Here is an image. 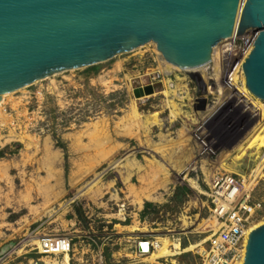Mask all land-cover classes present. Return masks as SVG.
I'll list each match as a JSON object with an SVG mask.
<instances>
[{
  "label": "rangeland",
  "instance_id": "1",
  "mask_svg": "<svg viewBox=\"0 0 264 264\" xmlns=\"http://www.w3.org/2000/svg\"><path fill=\"white\" fill-rule=\"evenodd\" d=\"M156 46L150 42L104 63L57 73L5 99L0 264H63L64 257L68 264H199L211 228L204 225L211 218L213 177L206 168L228 172L235 157L190 159V116L176 101L182 96L172 99L176 116L165 107L169 78L175 82L181 73L167 77L173 70ZM149 87L154 91L146 95ZM226 116L221 136L249 125L241 107ZM253 196L264 200V182ZM122 203L129 205L127 222L113 220ZM145 234L181 248L173 255L157 250L144 259L120 258L129 254L131 238ZM64 235L73 238L70 258L49 254V240Z\"/></svg>",
  "mask_w": 264,
  "mask_h": 264
},
{
  "label": "water",
  "instance_id": "2",
  "mask_svg": "<svg viewBox=\"0 0 264 264\" xmlns=\"http://www.w3.org/2000/svg\"><path fill=\"white\" fill-rule=\"evenodd\" d=\"M248 29L257 38L243 66L246 85L264 100V0H0V102L150 42L168 63L203 67L222 40ZM246 249L244 264H264V225L252 231Z\"/></svg>",
  "mask_w": 264,
  "mask_h": 264
},
{
  "label": "built area",
  "instance_id": "3",
  "mask_svg": "<svg viewBox=\"0 0 264 264\" xmlns=\"http://www.w3.org/2000/svg\"><path fill=\"white\" fill-rule=\"evenodd\" d=\"M256 38V31L250 29L237 37L224 39L216 51L215 63L205 65L201 68L204 71L197 69L198 71L185 72L183 83L188 87L190 98H186L187 93L175 88L179 82L169 78L172 82L170 90L176 91L183 98H176V101L190 116V119L185 118L187 137L193 146L192 150H188L192 151L190 159L218 161L234 158L240 153L248 135H251L257 126L264 124V100L249 91L253 99L248 101L247 95L240 91L244 77L243 66ZM192 74L198 77L192 78ZM174 76L177 79V76ZM165 88L167 90L166 86ZM255 99L260 103L256 105L252 101ZM236 107H241L244 113L248 112L249 125H245L246 127H242L231 137L221 136L220 123ZM178 120L182 122L183 117L176 119ZM261 152L253 169L242 167L245 176L222 171L219 165L210 164L206 168L213 172V177L209 180L208 200L210 219L215 223L209 229L210 235L200 252L199 264H244L243 252L250 225L264 217V200L255 199L253 196L264 182V147ZM116 206L119 209L113 220L127 222L131 218L128 213L129 205L122 203ZM72 242L70 235L54 237L49 240L48 253L58 257L68 255L70 258ZM129 242L133 244L129 254L120 255V258L130 257L137 260L150 257L160 244L157 239L146 234L131 238Z\"/></svg>",
  "mask_w": 264,
  "mask_h": 264
},
{
  "label": "bare ground",
  "instance_id": "4",
  "mask_svg": "<svg viewBox=\"0 0 264 264\" xmlns=\"http://www.w3.org/2000/svg\"><path fill=\"white\" fill-rule=\"evenodd\" d=\"M250 29H248L247 31H249ZM219 47L218 46H215V48L213 49V52H212V60L211 62L215 63V53H216V49ZM163 56V55H162ZM164 58V57H163ZM165 60V58H164ZM166 63H168L166 60H165ZM170 68L168 67L167 69L168 70H173L172 72H166V75H170V74H175V71H180L182 72L183 74V77L182 75L179 77L178 75L177 76V79H176V82H179L175 85V88H179L180 90H184V92L187 93V98H190V95H189V92L188 91V87H184V86H180L181 83L184 81V75H185V72H188V71H198L197 69H200L203 68V67H199V68H195V69H189V70H183L182 68L176 66V65H173L171 63H168ZM168 64H165L166 66H168ZM201 71H204V69H202ZM205 76V75H204ZM182 77V78H181ZM170 81V80H169ZM243 81V84L242 86L240 87V91H243V93H245L248 97V101L250 99H253L250 94H249V91H248V87L246 85V77H245V73H244V77L242 79ZM172 83V82H171ZM169 86L171 84H168ZM185 89H184V88ZM25 88V87H24ZM23 89V88H22ZM169 89V91H167L165 94L166 95H169V99L170 100H167L165 103V107L166 106H170L172 109H173V115L176 116V109H177V106L176 104L174 103V100L173 97L176 96L177 92L175 91H171ZM173 93V94H171ZM11 95V93H8V94H5L3 95V100L2 102H0V111H1V108H2V105L4 104L5 102V99ZM172 95V96H171ZM178 95V94H177ZM167 98V99H168ZM172 98V99H171ZM256 105L258 103H260V101L258 99H255V100H252ZM135 106V105H134ZM164 107V108H165ZM169 107V108H170ZM244 107V106H243ZM136 109V108H135ZM135 112H137L135 110ZM246 112V111H245ZM248 113V112H247ZM137 114V113H135ZM179 114V113H178ZM173 116V118L175 117ZM178 117V116H177ZM171 118V117H170ZM149 121V120H148ZM151 121V120H150ZM145 122V121H144ZM156 122V121H155ZM158 122H161V120H158ZM157 123V122H156ZM249 137L247 138V141L246 143L244 144V146L242 147V149L240 150V153L235 157V166H234V169H231V170H228L229 173H238L242 176H245V173L242 172V166H245L247 167L249 170L253 169L255 167V165L257 164V160L258 158L261 156L262 152H261V148L264 147V124L260 125V126H257L254 131L251 133V135H248ZM259 169V168H258ZM227 170V169H226ZM196 185V184H195ZM186 222V221H185ZM188 223V222H187ZM214 221L212 219H209L208 221H206L204 223V225L206 224V226H211L214 225ZM261 225H264V222L262 221H255L254 223H252V225H250V230L249 232L247 233V236L250 235L252 233L253 230L259 228ZM158 242L160 243L159 244V247L157 248L158 252H160V255L161 256H164V255H173L174 253H176V251L180 250L181 246L178 244V243H168L167 241L165 242H160L159 239L157 238ZM248 240H249V237H247L246 239V242H245V246L247 247L248 245ZM163 241V240H162ZM199 245H194L191 247V249H194L196 247H198ZM245 247V250L243 252V259L245 260V257H246V253H247V249ZM155 253V252H154ZM153 255V254H152ZM150 255V256H152ZM63 258V257H62ZM148 258V257H147ZM61 259V258H60ZM142 259V258H141ZM144 259V258H143ZM63 264H68V257H64L63 259Z\"/></svg>",
  "mask_w": 264,
  "mask_h": 264
}]
</instances>
